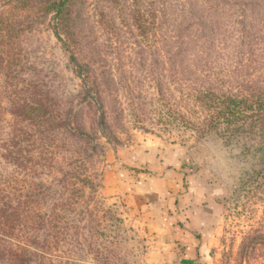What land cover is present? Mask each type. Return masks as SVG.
I'll return each instance as SVG.
<instances>
[{
    "label": "rangeland",
    "instance_id": "rangeland-1",
    "mask_svg": "<svg viewBox=\"0 0 264 264\" xmlns=\"http://www.w3.org/2000/svg\"><path fill=\"white\" fill-rule=\"evenodd\" d=\"M155 3L162 10L168 5L179 10L187 32L201 42L212 38L210 49L223 52L234 50L232 40L241 34L237 18H255L259 30L264 24V0H85L80 6L84 36L99 44L93 70L102 82L105 106L94 93L87 94L49 21L23 36L19 82L36 84L59 106L81 115L90 135L82 173L86 168L84 173L96 177L98 186L94 194L86 189V198L69 218L68 235L58 236L46 264H157L152 255L157 234L139 224L145 205L136 199L138 187L148 180H153L155 193L167 192L171 199L173 193L181 195L182 219L191 217L195 231L216 243L217 264H264V155L215 136L202 137L167 117L168 108L157 103L156 94L161 80L164 94L167 80L157 81L155 49L135 22L137 10H146L149 18ZM96 10L105 16L102 29ZM224 38H229L226 45ZM5 85L2 79L0 91ZM164 98L170 99L167 93ZM5 105L0 109V140L7 138L12 123ZM0 170L10 171L1 158ZM40 182L51 191L47 209L62 189L49 176ZM155 206L164 208L162 202ZM83 215L85 229L78 230ZM201 223L205 230L199 229Z\"/></svg>",
    "mask_w": 264,
    "mask_h": 264
},
{
    "label": "trees",
    "instance_id": "trees-1",
    "mask_svg": "<svg viewBox=\"0 0 264 264\" xmlns=\"http://www.w3.org/2000/svg\"><path fill=\"white\" fill-rule=\"evenodd\" d=\"M84 1L0 0V82L6 84L0 91V109L5 101L12 119L7 138L0 140V158L10 169L0 170V264H46L58 236L68 235L69 218L86 198V189L97 192L96 177H88L85 166L82 173L90 135L81 115L59 106L36 84L19 82L22 38L46 20L87 94L94 93L92 97L106 105L102 82L93 70L99 44L84 36ZM156 4L149 18L146 10H137L135 22L143 40L155 49L157 81L167 80L164 94L163 81L156 86L157 103L168 108L167 117L202 137L215 136L264 155V24L259 30L255 18H237L241 34L232 40L234 50L223 52L210 49L212 38L201 42L187 32L179 10L171 5L162 10ZM95 12L102 29L105 16ZM196 46L199 50L193 49ZM100 115L105 124L106 110ZM95 141L91 139L94 149ZM43 175L62 189L48 210L51 191L40 182ZM84 220L83 215L78 230L85 229Z\"/></svg>",
    "mask_w": 264,
    "mask_h": 264
},
{
    "label": "crops",
    "instance_id": "crops-1",
    "mask_svg": "<svg viewBox=\"0 0 264 264\" xmlns=\"http://www.w3.org/2000/svg\"><path fill=\"white\" fill-rule=\"evenodd\" d=\"M152 187L153 180H148L143 186L140 185L136 199L139 202L138 205H145L141 214L143 219L139 220V224L145 231L150 230L157 234V239L153 242L155 250L152 253L156 257V263L217 264L218 258L214 254L216 243L205 238L203 233L195 231L196 227L191 217L186 216L190 221H187L186 218L182 219L181 215L184 209L180 208L181 195L170 194L173 197L171 199L168 196L169 193H155ZM140 189L145 191L141 192ZM157 202H162L164 208L153 207V204L156 205ZM186 221L192 222V227L186 225ZM206 227L201 223L199 229L205 230ZM167 232H171L172 235L167 236Z\"/></svg>",
    "mask_w": 264,
    "mask_h": 264
}]
</instances>
